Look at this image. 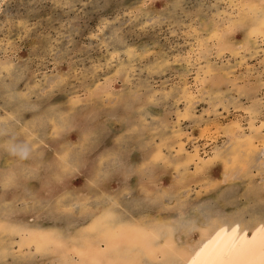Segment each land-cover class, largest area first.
Segmentation results:
<instances>
[{
    "label": "snow or ice",
    "instance_id": "6c2138e0",
    "mask_svg": "<svg viewBox=\"0 0 264 264\" xmlns=\"http://www.w3.org/2000/svg\"><path fill=\"white\" fill-rule=\"evenodd\" d=\"M151 0L139 4L131 13L126 15L140 16L146 9H150ZM60 5H55L58 7ZM67 7V5H64ZM181 0L173 3V0H165V6L159 13H154L155 18L150 19L151 25H169L176 35L179 29H175L172 23L171 10L182 7ZM224 6L214 0H203V19L196 16L192 23L186 25L191 28L194 47L186 56H177L172 60L167 52L162 53L148 69L159 71L164 67V61L171 63L192 65V57H196L197 63L201 64V72L196 76L197 84L193 91L197 95L201 91H207L212 97L209 103L212 108H222L223 112L232 114V119L227 122L223 135L227 137L223 147L209 156L213 162L219 161L224 164L225 173L222 183L246 184V194L237 197L245 200L243 207L229 216L221 217L214 213L218 224V230L214 229L216 240L222 247L218 249V259L210 264H264V56L259 57L258 83H253L251 72L238 74L233 77L230 71L219 60L225 52L238 55L246 51L243 45L239 51L234 46V33L244 32L246 40L256 39L261 52H264V0H247L243 8L254 11L259 19V27L249 26L243 20H225V12L216 23V27L210 32H197V28L215 17L212 9ZM235 12L234 4H227ZM200 21V23H197ZM192 25H196L192 27ZM106 24H101L98 31L90 37L101 49H111L109 65L118 62L119 66L114 69V76L102 84L96 85L93 92L95 96H73L71 101L74 109L59 110L60 106H52L50 100L45 97L54 95L56 91L64 89L69 80L79 78L72 76L71 70L65 74H56V79L50 81V87H46L41 93H34L32 88L19 90L14 87L7 91H0V102L3 108L12 113L5 117L7 120L19 122L23 127L25 114L31 113L32 120L29 127L24 128L29 133L28 143H20L10 146L9 150L18 153L21 157L31 160L30 166H25L23 173L11 171L5 168L4 175L0 176V206L5 209V215L10 204L14 207L19 199V190L25 185L24 179L39 178L45 185L44 193L39 196L31 195L22 201L32 208L50 210L68 225L63 233L57 234L53 244L51 234L25 233L19 228L11 227L10 224L0 222V232L19 235L29 239L27 245L21 244L20 249L0 250V264H40L36 257L49 254L61 255L59 264H177L173 258L179 250L170 248L163 253H155L151 245L144 244L138 250L130 253L131 258H123L122 245H111L112 233L103 231L100 227L106 223L115 221L113 213L123 205L129 212L147 210L154 203L152 194L146 196L138 193L137 187L128 181L134 176H144L168 165L165 148H171L170 136H165L163 130L168 129L169 121L166 114H156L153 110L157 106L165 108V100L169 98L167 91L156 92L148 83H135L134 73L137 69L127 63L136 56H141L135 48L128 46L125 38L119 31H113L111 35L104 33ZM188 35V33H185ZM55 48V45H52ZM8 59L0 60V76L4 79L10 77L13 81L22 80L25 77L23 66L20 65L14 54ZM144 54L151 56L152 53L144 50ZM51 58L57 62L60 60L59 50L50 53ZM125 59H121V56ZM143 56H141V59ZM213 58L216 63L213 64ZM256 59V58H253ZM209 61L203 64V61ZM12 61L16 63L13 64ZM253 67H257L253 65ZM124 69L127 70L125 75ZM99 71V69H97ZM55 73L56 70L52 69ZM8 74V75H5ZM123 87H120V83ZM117 85V87H113ZM130 85V87H129ZM203 86V87H202ZM102 100V106L96 105L92 110L85 107V103L95 104ZM195 102L188 88H184L183 103L190 108ZM76 106H79L78 108ZM109 108L111 111L105 112ZM149 113H153L150 117ZM181 119H187L185 112L180 113ZM112 122L127 124L131 131L142 133L140 139L147 140L150 133L155 139L154 147L144 156V162L133 161L128 158L131 148L124 151H109L101 154L96 150L98 140L96 135L101 125L103 131H107V124ZM135 125V127H133ZM75 131L80 135V141L75 146L79 151H71L70 145H65L67 150H62L59 144L68 139V134ZM36 133V135H32ZM49 133L54 139H49ZM156 133H161L157 136ZM45 141H47L45 143ZM159 141V143H156ZM39 149V150H37ZM175 151L174 148H171ZM47 151L48 155L43 156ZM79 177L80 179H76ZM73 181L82 184L78 189L73 188ZM115 181L119 185L115 195L111 198V206L105 209L102 217H99L87 229L79 234H74L72 229L77 215L88 214L95 207L93 197H98L101 191H106V185ZM255 194V195H253ZM15 197V199H14ZM6 201L10 203H5ZM185 230L187 226H185ZM103 232V239L99 244L89 233ZM105 241L110 243L109 248L101 247ZM33 245L35 250L32 251ZM24 247L30 250L25 252ZM161 256L165 257L161 261Z\"/></svg>",
    "mask_w": 264,
    "mask_h": 264
},
{
    "label": "rangeland",
    "instance_id": "374dc122",
    "mask_svg": "<svg viewBox=\"0 0 264 264\" xmlns=\"http://www.w3.org/2000/svg\"><path fill=\"white\" fill-rule=\"evenodd\" d=\"M174 2H177V0H173V3ZM181 2L183 6L180 9L171 10L172 23L175 25V29H179L177 34L173 35L174 29L169 25H150V19L155 18L154 13H159L160 10L164 8L165 0H151L150 9H146L144 14L140 16L126 15V13H131L139 4L145 3V0H0V60L8 59L13 55V49H15L14 54L26 73L22 80L13 81L10 77L12 80L10 86L14 84V87L19 90H26L30 87L34 93L38 94L44 91L46 87H50V81L56 79L57 73L65 74L71 70L73 77H76L77 73L80 74L79 79L69 80L64 89L56 91V93L50 97H45V99L50 100L52 104L64 108H72L73 110L74 106L71 103L73 96H81V94L95 96L96 94L93 92V89H95L96 85L102 84L104 81L114 76V69L119 66V63L113 62V65H109L108 61L111 59V49H101L95 41L90 39L94 32L99 30L101 24H109V26L107 27L106 25L105 28H108V31L111 33L113 31H119L122 36L125 35L123 37L128 46L135 48L137 53H140L141 56L144 57L141 59V56H136L132 61H127V63L132 64L137 69L134 73L136 77L135 83H148L150 81L151 83L149 86L153 88V91H167L169 93V98L165 100V104L168 105V107L157 106L153 111L156 114L167 115L169 126L168 129L163 130V134L171 137L169 144H171V148L175 149V151H172L171 148H165L164 150L168 165L170 166H160L158 169L154 170L152 176L146 175L145 181L143 180L140 182L136 176L131 177L132 179L129 181L130 184H134L137 187L140 195L146 196L151 193L153 199L157 196V191H160V194L161 191L163 192L164 199L165 196L167 197L166 194L170 195V193H176L175 195L181 197L185 194L182 199L186 200L195 198L194 192L191 190L196 189L199 191L201 185L195 178L190 175L188 176L189 173L187 174L186 167H184L182 161L180 162V159H178L179 162H176L177 155H179V147H183L187 154H195V151H197L198 153L200 152V156H205V154H209V156L212 155L215 149L217 150L224 146L227 137L223 135V132L227 122L232 119L231 113L223 112L222 108L211 107L209 101L212 97L207 91H201L200 95H197V93L193 91V87L191 86L197 84L196 76L201 72V64L197 63L195 56L192 57L191 66L187 63L176 64L165 60L164 67L159 71L155 69L151 72L148 71L151 65L156 63L157 57L162 53L167 52L171 59L175 60L178 55H188L194 47L191 28L186 27V25L191 24L196 16H200L203 19L204 12L201 10L203 0H181ZM214 2L224 6L212 9L211 11L215 13V17L205 21L200 28H197V32H201L202 30L204 32H210L213 30L216 27V25H213L214 22H219L225 12L228 13L227 16H223L225 20L234 18L237 20H244L245 24L250 21L248 18L250 14L246 12L248 9L242 7L247 0H214ZM227 4H234L236 6L235 12H233L232 8H228ZM55 5L60 6L54 7ZM64 5H67V7ZM197 23H200V21H197ZM195 26L196 25H192V27ZM203 27L205 28L203 29ZM185 33H188V35H185ZM233 39L235 42L234 46L238 51L240 45H243L246 51L239 52L238 55L225 52L224 56L226 57H220L219 62L221 64L225 62L229 65V68L226 69H234V71H230L231 76L235 77L238 74L251 72L253 75V83H258L256 81V77L259 76L257 61L259 57L264 56V52H261L258 47V44L261 42H258L256 39L253 43L247 42L244 32L234 33ZM245 43L251 45L245 46ZM53 44L55 48L52 47ZM77 44H79V46H85V49L81 52L82 55H79V59H76V64L73 62V67H68L67 60H69V57L66 58V48H79V46H76ZM145 49L151 52L152 55H145ZM56 50H59L60 60L63 61L62 63H57L51 58L50 53ZM121 59H125V57L122 55ZM12 63L15 64L16 62L12 61ZM208 63L209 61L207 60L203 61L205 65ZM212 63H216L215 58H213ZM253 65L257 67L254 68ZM52 69H55L56 72L54 73ZM97 69H99V71ZM124 70L126 75L127 70ZM0 80L4 81L7 79L0 76ZM119 86L123 87L124 85L121 82ZM113 87H117V85H113ZM185 87L188 88L189 94L195 97L194 103H196H193L192 106L187 109L183 103ZM0 89L3 90V87L1 86ZM101 101L102 100H98L95 104L86 102L85 107L92 110L96 105L102 106L104 102ZM1 103L2 102H0V109L3 110L5 108H3ZM76 107L78 108L79 106ZM106 110L111 111L109 108L104 109V111ZM185 111L189 117L187 119H181L180 113ZM152 115L153 113H149L150 117ZM26 116L30 117V114ZM126 125V123L121 124L115 122L107 124L113 136L110 137L108 141L106 140V144H115L116 147L114 150L108 148L105 150H102L103 148L100 149L101 146L99 143L103 142L101 143L103 146L105 141L101 135H96L98 140L96 150L101 156L104 152L120 151V149L121 151L122 149L125 150V146L126 149L131 148L129 153L131 160L139 162L142 161V159L144 160V156L154 147L152 141L155 137H152L149 133L148 139L142 141L140 139L142 133L133 132L128 129L125 130ZM133 127H135V125H133ZM10 128L13 131L11 130V132L5 136V138L9 140L8 147L18 144L16 138L20 139L21 133L24 132V127L18 125H12ZM98 131H100V128ZM49 135V139H54L51 133H49ZM156 135L160 136L161 133H156ZM126 136L129 139V143H125ZM2 139L4 140V138ZM56 139L62 141L59 146L62 150H65V144H67V142L71 145L78 143V134L73 131L68 134L67 140H63V138ZM46 142L47 141H45V143ZM156 143H159V141H156ZM106 144L105 146H108ZM6 151L7 149L5 153L0 154V176L4 174L6 167L11 171L15 168L14 160L12 162V159H9ZM47 155V151L43 152V156L46 157ZM209 156H207V158ZM20 158L22 162L26 160L31 164V160L28 157ZM207 166L208 167L205 168L203 172H199L203 173L202 177L198 173L196 175L200 176V178L204 180L203 183L206 184L216 181L218 183L217 191L219 194L227 192L228 188H225L226 185L220 187V182H218L221 181V175L225 172L224 164L215 161ZM150 178L152 179V183H150V180H147ZM76 179L80 178L77 177ZM195 183L197 184L196 186ZM237 186L239 197L245 196L246 184L237 183ZM80 187H82V184H76L75 181H73L74 189ZM42 188V184L25 185V187L21 188L19 190V199L14 207L10 204L7 209L9 213L7 216L5 215V209L0 206V221L4 220V218H10L12 215L28 220V218L31 219V217H34L31 216L33 212H37L38 217L42 218L43 222L41 225L43 228L48 226L45 225V223L50 218H52L51 222L53 219L57 222L59 218H57V215H53L50 210L32 208L22 203L23 200L34 195L37 190H44ZM106 188H109V190L112 189L115 195L119 185L116 184L115 181H110L108 185H106ZM39 192L40 191H37L36 193L38 194ZM101 194L102 193H99L98 197H100ZM217 197V195L213 194L211 198L217 199ZM155 200L157 203H155L154 208L151 209L153 212H148V210L137 211L136 214L140 219H154V216L162 212L161 207L163 203L161 199L158 201V199L155 198ZM243 202L245 204V200H243ZM5 203L10 202L6 201ZM37 209L41 210V213L38 212ZM155 211L156 213H154ZM80 218L81 217L77 215L76 221L81 220ZM82 218H85V216H82ZM82 221L83 220H81V222ZM48 222L51 223L49 220ZM74 234H78V232L75 230ZM8 244L9 243H7V245ZM35 259L38 260L40 264H51V262L48 263V261H43L42 259Z\"/></svg>",
    "mask_w": 264,
    "mask_h": 264
},
{
    "label": "bare ground",
    "instance_id": "6f19581e",
    "mask_svg": "<svg viewBox=\"0 0 264 264\" xmlns=\"http://www.w3.org/2000/svg\"><path fill=\"white\" fill-rule=\"evenodd\" d=\"M75 2H77V1H75ZM257 2H258V0H257ZM187 11H189V10H187ZM246 12L248 14H250V17H248L250 21H248V23L246 25L249 26L250 30L253 27L258 28L259 27V19H258L256 13L254 11H250V10H248ZM170 18H172V17L170 16ZM230 19L231 18H229V20ZM242 19H243V17H242ZM246 20H247V18H246ZM104 24H106V23H104ZM106 25H107V27L109 26V24H106ZM213 25L215 26L216 22H214ZM204 28L205 27H203V29ZM108 30H109L108 28H104V33L107 35H111V32H109ZM123 36H125V35H123ZM246 41L249 43H253L256 40L251 39V40H246ZM244 45L248 46L251 44L245 43ZM76 46H79V44H77ZM84 49H85V46H79V48L77 47V48H72V49L66 48V52H65L66 54L65 55H66V58L69 57V60H67L68 61V67H73L74 63L76 64V59H79V57H80L79 55H82L81 52H83ZM224 57H226V56H224ZM222 65L225 66V68H229V65H227L225 62H223ZM124 72H125V70H124ZM2 81L3 80H0V87L2 86L3 90L0 89V91L6 92L7 88L12 87V86H10L12 83V80H11V78H9L7 80H4L3 82ZM256 81H257V79H256ZM101 102H103V101H101ZM207 102H208V100H207ZM194 104H196V103H194ZM52 106L55 107L57 105L52 104ZM64 109L72 111V108H68V107L67 108L60 107L59 110L62 111ZM105 112H107V110ZM28 114H30V117L26 116ZM188 114L191 115L190 113H188ZM11 115H12V113L9 112L7 109L1 110V114H0V138H1V140H0V154L5 153V150L7 149L6 153L9 156V159H12V162L14 160V163H15V165H14L15 168L14 169L11 168L12 171H16L18 173H23L25 166H30V162L26 161V160H24L22 162V160L20 158L21 156L18 153L11 152L9 150V147L7 146L9 140H8V138H5V136L11 132L12 129L10 127L12 125L21 126V124L19 122H13L11 120L5 119V117L11 116ZM31 120H32L31 113H26L25 114V120L23 122V127L24 128L29 127V121H31ZM104 127H105L104 125H101L100 131H98V132L103 133L101 136L104 138V141H105L103 146L101 144L103 142L99 143L101 146L100 149L103 148L102 150H105L108 148V149L114 150L116 147L115 144H113V143L111 145L106 144V140L108 141V139L113 136L112 132L109 131L107 125H106L107 131L106 132L103 131ZM125 127H126L125 130H127V129L130 130L128 125H126ZM32 135H36V133H32ZM49 137H50V135H49ZM2 138H4V140ZM80 138H81L80 135H78V139H77L78 141L77 142L80 141ZM95 138L97 139L96 136H95ZM177 138H178V136H177ZM16 140L18 141L17 142L18 144L19 143H28L30 140L29 133H26L25 131L22 132L20 139L16 138ZM128 140L129 139L126 136V142L125 143H129ZM105 144L108 146H105ZM65 145L72 146L71 151H73V152L80 150V149H77L75 147L77 144L71 145L67 142V144H65ZM124 149L126 150L125 146H124ZM65 150H67V149H65ZM120 151H121V149H120ZM122 151H124V150L122 149ZM216 151L217 150L215 149V151L212 154H214ZM129 153L130 152H128V158L130 159ZM199 153L197 151H195V154H187V152H185L184 148L180 146L179 151H178L179 155H177V159H176V162H179L178 159H180V162L181 161L183 162L182 164L184 165V167H186L187 174L189 173L188 176L190 175L193 178H195L197 181L200 182L201 186L199 187L200 188L199 191L196 189L191 190L194 192V196H195L194 199H192V200L182 199V197H184L185 194L181 197V196L175 195L176 193L175 194L170 193V195L166 194L167 197L165 196V199H164L163 192L161 191V194H160V191L159 192L157 191V193H156L157 196L155 198H157L158 201L161 199V202L163 204L161 207L162 212H160L159 215L157 214L156 216H154V219H152V218H146V220H145V218L140 219V217H138L136 214L137 212L135 214L132 212H129L127 208H125L123 205H121L120 209L113 213V215L115 216V221L109 222V223H106L105 225L100 226L103 229V231L112 233V240H111L112 246L122 245V251L125 254L123 258H131L130 253L132 251L138 250L139 246H142L144 244L151 245L152 250L158 254L163 253L165 251H168L170 248H173V247L178 249L179 250L178 254H176L173 257L177 261V264H210L211 261L217 260L219 258L217 253H218V249L220 247H222V245L220 244L219 241L216 240V235H215L214 229L218 230L217 226L221 221L217 220L216 216L213 214L214 213L219 214L221 217L229 216L233 212L237 211L238 207H243L244 202H243V200L237 199V197H239V192H237V189H238L237 183H232V182H230L228 184L222 183V181L224 180V173L225 172H223L221 175V181H218V182H220V187L223 185H226L225 188H228L227 192H223L225 194H223V193H221L222 195L219 194V192L217 191L218 183L216 181H214V182L212 181V183H210V184L203 183L204 180H202L200 178V176L201 177L203 176L202 175L203 173H199V172H203V170L208 167L207 165L211 164L213 161H211L209 159V157L207 158L206 155L200 156ZM143 162H144V160L142 159V161H140V163L142 164ZM10 163H11V160H10ZM191 166L193 167V169ZM187 168L191 171H189ZM176 169H177V167H176ZM153 172L154 171L149 172L146 175L152 176ZM197 173L200 176H197L196 175ZM146 175L136 176V177L141 182L143 180L144 181L146 180ZM131 179L132 178H130L129 181H131ZM147 180L148 181L150 180V183H152L151 178L147 179ZM140 182H139V184H140ZM23 184H25L26 186L34 185V184H42V187H43L42 189L45 188L44 183L39 178L24 179ZM196 185L197 184L195 183V186ZM192 186H193V184H192ZM37 191H40V192L37 194L36 193ZM37 191L35 192L34 195L39 196V194H42V193L45 194L44 191L41 189L37 190ZM144 192H147V191H144ZM100 193H102L100 197H93L92 198V202L95 204V207L91 208L90 212L88 214L84 215L85 218H82V216H80L81 217L80 219L83 221L82 222H81V220L75 221V224H74L73 229H72L73 233L76 230L79 234L81 231L87 229L90 225H92L95 222V220L97 218L102 217L104 215L106 208L111 206V203H112L111 198L114 196V192L112 191V189L109 190V188H108L106 191H101ZM185 193H187V192H185ZM213 194L218 196L217 199L211 198L213 196ZM253 195H255V194H253ZM155 198L153 199L154 203H151L149 205V207L147 209L148 212H153V210H151V209L154 208L155 203H157ZM104 205H106V206H104ZM40 211L41 210H38V212H40ZM154 213H156V211ZM31 216H34V217H31V219L28 218V220H26L25 218L23 219V218L17 217L16 215L15 216L12 215V216H10V218L9 217L6 219L4 218V220H2L0 222L8 223V224H10L11 227L19 228L22 231H24L25 233L51 234L53 244L55 243L56 235L63 233L64 230L68 227V225L66 223H64L58 217V215H57V218H59V219L57 220V222L55 219H53L51 222L52 218H50V219L47 218L51 222V223H49L48 220L46 219L47 221H46L45 225H48L46 228L42 227L41 223L43 221H42V218L38 217L37 212H33V215H31ZM43 217H44V215H43ZM85 223H87V224H85ZM185 226H187L188 230H185ZM77 229H79V230H77ZM89 235L92 236L94 239H96L98 244H99L100 240L103 239V232L89 233ZM22 241H23L24 245H27L30 242L29 239L23 238L19 235H13L10 232L9 233L0 232V250H3V249L12 250L13 248L18 250L21 248ZM7 243H9V244L7 245ZM15 244H17V245H15ZM100 246L104 247V248H109L110 243L108 241H105ZM29 250H30L29 248L24 247L25 252H27ZM31 250L32 251L35 250L34 245H33V248ZM61 255L49 254L47 256H40V257H36V258L42 259L43 261H48V263L51 262V264H59V262L61 260ZM164 259H165V257L161 256V261H163ZM44 264H46V263H44Z\"/></svg>",
    "mask_w": 264,
    "mask_h": 264
}]
</instances>
